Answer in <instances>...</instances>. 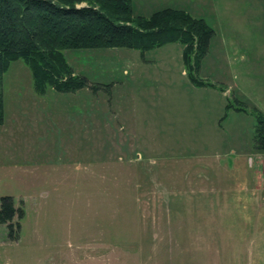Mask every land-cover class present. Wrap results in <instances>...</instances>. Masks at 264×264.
Here are the masks:
<instances>
[{
    "label": "rangeland",
    "instance_id": "obj_1",
    "mask_svg": "<svg viewBox=\"0 0 264 264\" xmlns=\"http://www.w3.org/2000/svg\"><path fill=\"white\" fill-rule=\"evenodd\" d=\"M215 4L222 26L200 76L235 86L227 98L190 81L180 43L146 58L65 50L97 90L38 93L12 62L0 196L24 215L0 223V264H264V156L230 155L253 144V108L264 111V0ZM208 5L192 15L217 24ZM239 212L248 220L228 215Z\"/></svg>",
    "mask_w": 264,
    "mask_h": 264
},
{
    "label": "trees",
    "instance_id": "obj_2",
    "mask_svg": "<svg viewBox=\"0 0 264 264\" xmlns=\"http://www.w3.org/2000/svg\"><path fill=\"white\" fill-rule=\"evenodd\" d=\"M83 2L87 5L77 7ZM214 36L215 29L205 18L177 8L140 15L132 0H0V125L5 121L4 77L16 60L22 59L31 69L38 93H46L48 87L59 92L97 90L99 83L75 73L65 50L125 47L144 55L180 43L190 81L197 87H218L200 76ZM233 106L229 101L226 109ZM253 114V147L264 152V111L254 107ZM23 215L13 196H0V223L13 228L14 219ZM16 224L20 228V222Z\"/></svg>",
    "mask_w": 264,
    "mask_h": 264
},
{
    "label": "crops",
    "instance_id": "obj_3",
    "mask_svg": "<svg viewBox=\"0 0 264 264\" xmlns=\"http://www.w3.org/2000/svg\"><path fill=\"white\" fill-rule=\"evenodd\" d=\"M133 1V5H134V12L136 14H140V15H146L148 16V14L150 15V13L164 9V8H177V9H184L188 12L192 13H197L195 11H199L202 10V7H206L208 5L210 7L209 11H212L215 13L214 15V19L216 21L217 24L211 23V20L201 16L202 18H205L207 20V22L215 29V36L218 35V29H220V27L222 26V23L219 24V19H218V8H217V4H215V0H132ZM148 9L149 12H145V10ZM142 10V11H141ZM217 11V12H216ZM211 12V13H212ZM194 15V14H193ZM198 15V14H195ZM198 17V16H196ZM214 36V37H215ZM213 37V39H214ZM212 39V41H213ZM211 41V44H212ZM237 41L231 39L229 42H226L225 44L231 46L232 48L234 47V43H236ZM210 49H211V45H210ZM234 49V48H233ZM181 51H182V59H183V46L181 45ZM210 51V50H209ZM146 54V53H145ZM143 55L144 57L146 55ZM210 52H208L207 56L204 58L203 62H202V66H201V71L204 69L203 66H206V61L208 59ZM146 58V57H145ZM184 64V61H183ZM184 67V65H183ZM232 68V67H230ZM232 88H234L235 86H226L225 91H220L222 98L224 97H228L229 95H227V93L229 92V90ZM199 88H204L205 90H209V92L212 90V92H214V94L216 95V92H219L217 89L213 88V87H199ZM222 100V104H223ZM227 106V105H226ZM242 148V147H241ZM246 151L242 152L240 150H238L237 148L234 149L232 152H230V155H233L234 157V161L236 160V158L238 157H242L241 155H243V153L245 154H249L251 156H249V162L250 165L253 166V157L258 158V156H264L262 154L264 153H259V151H256L253 147V144L251 143L248 147ZM251 151V152H250ZM234 166H236V163H233ZM220 165H222V163H220ZM231 170L234 169L233 167H229ZM246 181L248 180V177H246ZM242 181H240L239 183H241ZM247 184V189L249 190V184L246 182ZM235 185V184H234ZM232 192V190L230 191V193ZM233 194H235L236 196H238V194L240 195V192H232ZM241 200V198H240ZM235 213H229L228 215L232 218L233 216H236L237 219H245L248 220V215L244 214L242 212L236 213V215H234Z\"/></svg>",
    "mask_w": 264,
    "mask_h": 264
}]
</instances>
